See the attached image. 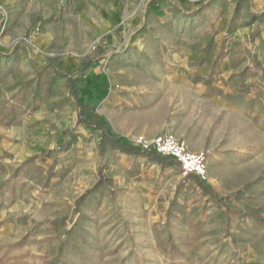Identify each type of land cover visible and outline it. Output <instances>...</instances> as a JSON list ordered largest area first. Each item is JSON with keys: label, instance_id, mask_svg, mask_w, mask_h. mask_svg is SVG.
Listing matches in <instances>:
<instances>
[{"label": "rangeland", "instance_id": "rangeland-1", "mask_svg": "<svg viewBox=\"0 0 264 264\" xmlns=\"http://www.w3.org/2000/svg\"><path fill=\"white\" fill-rule=\"evenodd\" d=\"M75 1L0 0V264H264V0Z\"/></svg>", "mask_w": 264, "mask_h": 264}, {"label": "built area", "instance_id": "built-area-1", "mask_svg": "<svg viewBox=\"0 0 264 264\" xmlns=\"http://www.w3.org/2000/svg\"><path fill=\"white\" fill-rule=\"evenodd\" d=\"M134 144L140 151H154L161 157L170 158L178 162L183 174H196L201 178L205 176V165L202 154L188 151L186 145L173 135H158L155 137L138 136Z\"/></svg>", "mask_w": 264, "mask_h": 264}, {"label": "trees", "instance_id": "trees-1", "mask_svg": "<svg viewBox=\"0 0 264 264\" xmlns=\"http://www.w3.org/2000/svg\"><path fill=\"white\" fill-rule=\"evenodd\" d=\"M68 80V84L70 85L71 90L73 91V93L75 94V90L73 88V86L71 85L70 79L67 78ZM77 103L79 104V113H78V121L77 122H83L84 119L81 115V111H82V106H80V103L77 100ZM97 128H100L102 131V137L101 140L103 141H107L111 144H113L115 147H117L118 149L125 151V152H129V153H137L143 157H147V158H152L154 160H156L157 162H162V163H171L173 162L170 158H166V157H159L156 155V153L152 152V151H137L136 149H134L133 147L127 145V144H123L122 142H120L118 139H116L115 137L110 135V132L108 129L105 128V124H103L102 122H100L99 120L96 123ZM102 181H105L107 184L110 183V180L106 179L104 176H102ZM198 185L201 189L204 190H208V192L213 196V192L211 191V188L207 187L206 185H204L203 183H201L200 181L198 182Z\"/></svg>", "mask_w": 264, "mask_h": 264}, {"label": "crops", "instance_id": "crops-1", "mask_svg": "<svg viewBox=\"0 0 264 264\" xmlns=\"http://www.w3.org/2000/svg\"><path fill=\"white\" fill-rule=\"evenodd\" d=\"M82 1L83 0H77V1H75V3L82 2ZM87 3H89V2H87ZM189 133H190V129H186V131L185 130L184 131H181V134L183 135V137H188L190 135ZM186 141H187V145L191 148V149L189 148L191 151L197 150L200 147L199 145L191 144L189 142V140H186ZM168 165H169V167L171 169H175V170L178 169V166L174 162L168 163Z\"/></svg>", "mask_w": 264, "mask_h": 264}]
</instances>
